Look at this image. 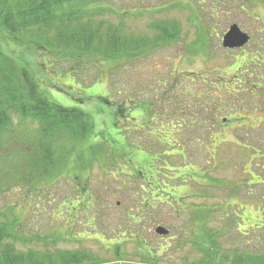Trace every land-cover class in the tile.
Masks as SVG:
<instances>
[{"label":"rangeland","instance_id":"374dc122","mask_svg":"<svg viewBox=\"0 0 264 264\" xmlns=\"http://www.w3.org/2000/svg\"><path fill=\"white\" fill-rule=\"evenodd\" d=\"M104 4L126 13L134 34H151L150 24L160 19L176 20L179 40L127 70L97 78L98 70L91 68V79L81 74L73 79L63 67L44 65L39 52L2 39L38 92L86 111L93 122L89 142L76 148L67 140V172L51 190L54 204L41 211L36 199L30 208L23 201L16 208L23 232L67 233L54 248L88 251L108 264H207L206 259L231 264L248 255L261 264L264 0ZM234 24L251 41L242 49H225L222 38ZM199 29L209 32H203L207 44L198 43ZM58 144L55 139L53 147ZM81 164L92 167L79 171ZM24 192H0V208ZM63 198L70 199L68 208L59 206ZM158 227L169 234H157Z\"/></svg>","mask_w":264,"mask_h":264},{"label":"trees","instance_id":"16d2710c","mask_svg":"<svg viewBox=\"0 0 264 264\" xmlns=\"http://www.w3.org/2000/svg\"><path fill=\"white\" fill-rule=\"evenodd\" d=\"M104 3L105 0H0V192L25 190L16 203L0 208V264H108L88 251L54 248L67 233L40 235L22 230L16 208L22 201L30 208L36 199L41 211L54 204L55 198L49 200L51 190L67 172V140L76 148L89 142L93 122L86 111L55 104L38 92L37 84L30 81L28 71L19 62L20 57L16 59L12 52H6L2 40L39 52L46 59L44 65L50 64L53 70L63 67L73 79L89 75L91 68L98 70L97 78L103 73L113 75L127 70L135 61L179 40L180 23L176 20L163 18L150 24L151 34H134L127 14ZM197 4L192 5L196 11ZM104 15L118 16L119 20H107ZM204 31L199 29L198 43L208 41ZM105 101L111 103L107 98ZM55 139L59 140L56 148ZM105 142L99 146V153ZM91 167L81 164L79 171L87 172ZM68 203L70 199L63 198L59 206L68 208ZM41 241L43 246L36 247ZM23 243L30 244L29 250L19 247ZM33 243L36 248L31 246ZM211 248L213 254H218L216 246ZM252 258L239 256L231 264H259ZM204 263L213 262L206 259Z\"/></svg>","mask_w":264,"mask_h":264},{"label":"water","instance_id":"95a60500","mask_svg":"<svg viewBox=\"0 0 264 264\" xmlns=\"http://www.w3.org/2000/svg\"><path fill=\"white\" fill-rule=\"evenodd\" d=\"M251 38L244 32L237 24L232 25L229 30L225 33L222 39V45L225 49H242L245 47ZM156 233L164 236L169 234V230L164 227H158Z\"/></svg>","mask_w":264,"mask_h":264}]
</instances>
